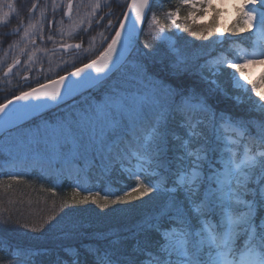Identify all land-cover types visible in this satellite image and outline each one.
I'll list each match as a JSON object with an SVG mask.
<instances>
[{
  "label": "snow or ice",
  "instance_id": "1",
  "mask_svg": "<svg viewBox=\"0 0 264 264\" xmlns=\"http://www.w3.org/2000/svg\"><path fill=\"white\" fill-rule=\"evenodd\" d=\"M153 2L155 0L126 2L128 11L123 14L118 27L113 28L109 19L107 27L113 28L114 35L95 59L75 67L69 76L61 75L58 79L22 91L15 96L18 103L13 104L9 99L7 103L0 104V114L11 118L18 109L40 106L32 101H51L59 106L65 102L66 96L74 99L73 93L83 90L80 92L82 100L74 103L62 118L61 134L85 147L99 144L119 148L124 144L126 153L143 161L134 168L122 169L135 183L122 192H105L104 206H107L109 196L114 197L112 204H129L153 192L167 196L160 212L141 227V231L158 234L160 239L154 245L145 242L140 247L138 242L134 249L136 255L126 261H121L112 250L90 249L92 264H264V123L253 137L248 134L247 124L241 118L225 112L218 114L210 100L219 89V83L203 75V65L195 71L181 67L184 59L178 56L173 74L187 78L198 75L212 85L199 92L195 86L187 90H170L167 96H178L179 103L175 100L169 103L167 97L159 96L155 85L147 79L145 64L135 63L132 68H125L124 52L139 54L135 48V37L140 32L137 25L144 22ZM181 4L192 11L184 17H181L179 9L170 11L168 23L173 26L182 18L195 20L198 12L215 11V0H181ZM8 7L13 8V5ZM72 8L69 3V14ZM238 13V24L228 37L221 34L220 42L236 44L238 42L232 41L231 36L253 28L264 41V0H242ZM7 15L0 16V20H6ZM151 21L160 25L155 15ZM163 27L160 25L161 33ZM202 35V32H193V36ZM208 36H212L211 29ZM80 47V44L75 45L77 49ZM145 47L149 46L145 44ZM143 55L148 56L149 53ZM223 63L234 70L231 73L234 87L259 96L260 99L252 103L264 110V103H261L264 95L256 90L257 85L253 84L249 90L241 83L247 79L244 69L249 64H264V44L255 46L243 60H225ZM208 72L215 77L221 69L210 67ZM95 91L103 97L99 102L93 96L84 95V92ZM9 104L13 107L9 108ZM170 122H176L184 129L187 138L170 130ZM246 135H249L250 143L245 145L243 156L238 159L237 148L233 145H239ZM170 137L172 141H179L173 146L178 154L173 160H165ZM251 144L255 145L254 154H251ZM173 163L175 168L170 167ZM161 168L163 173L158 171ZM149 176H160V179L153 181L147 178ZM168 184L171 187H167ZM80 191L89 194L76 203L86 205L91 199L93 204H98V199L91 196L93 189L80 188ZM181 195L183 199H179ZM244 196L250 199L246 202ZM53 220L55 217L45 222L49 229L58 226L63 217L55 223ZM44 227L42 224L32 231L43 230ZM66 228L75 231L78 226L72 221ZM0 254L5 260L36 264L35 257L40 253L28 246L2 244ZM75 264H81V261L77 259Z\"/></svg>",
  "mask_w": 264,
  "mask_h": 264
},
{
  "label": "trees",
  "instance_id": "2",
  "mask_svg": "<svg viewBox=\"0 0 264 264\" xmlns=\"http://www.w3.org/2000/svg\"><path fill=\"white\" fill-rule=\"evenodd\" d=\"M126 2L130 3V0H0V16L8 14L6 20H0V104L96 58L107 47L110 37L114 35L113 28L118 27L123 14L128 11ZM69 3L73 5L70 14ZM9 4L13 8H9ZM33 5L36 7L33 8ZM214 7L215 11L212 10L206 22L182 18L177 20V27L164 24L166 35L173 40L171 45L144 36L145 24L135 46L139 50L137 55L147 66L148 75L172 90H187L195 86L199 92L212 87L198 75L187 78L173 74L178 56L184 59L181 67L194 71L201 65L205 68L211 62H218L223 69L219 76V89L212 95L210 103L218 114L230 113L232 117L245 121L248 134L254 137L261 123H264V110L256 108L246 99L248 92L243 93L241 100L233 98L241 92L233 88L232 72L224 68L223 62L249 54L259 34L253 28L231 36L232 41L238 42L236 44L221 43L217 31L221 8ZM94 8L95 19L86 22L87 15ZM177 9L181 17L191 11L181 4V0H155L147 21L153 15L166 17L170 11ZM238 18L239 13L225 28L224 37L230 35L238 24ZM109 19L113 28L107 27ZM209 29L212 36H208ZM193 32H202L203 35L196 37ZM76 44L81 47L65 49ZM145 44L149 47L146 48ZM154 49L164 50L166 54L161 58L153 56L151 51ZM143 53L149 55L144 56ZM134 54L132 52L128 59ZM203 75L209 76V73L203 69ZM84 95L93 96L98 102L103 99L99 91L84 92ZM73 97L26 120L0 137V245L28 246L39 250L40 254L35 257L36 264H75L77 259L81 264H92L90 249L112 250L121 261H126L136 255L134 249L138 242L143 247L145 242L154 245L160 239L156 232L141 231V227L160 212L167 196L141 200L142 203L134 204L128 210L118 209L116 204H112V196H109L105 207L104 196L105 192H122L125 187L132 186L135 181L128 179L122 169L134 168L143 161L126 153L124 144L119 148L111 145L91 146L87 158L68 163L22 154L25 148L42 147L37 141L46 140L41 127L44 123L62 121L71 106L82 100L80 92ZM171 98L176 103L180 102L178 96ZM169 129L187 138L184 129L176 122H170ZM249 135L234 146L238 159L243 156L245 145L250 143ZM170 141L165 160H173L178 154L173 146L179 141H172L171 137ZM251 147V154H254L255 145L251 144ZM117 151L120 152L119 156ZM170 167L175 168V163ZM158 171L163 173V168ZM147 178L155 181L160 176ZM167 187H171V184ZM80 188L93 189L91 196L98 199V204H93L91 199L86 205L76 203L89 194L80 191ZM179 199H183L182 195ZM244 199L247 202L250 197L244 196ZM52 217L55 220L63 217V220L49 229L45 222ZM72 221L78 226L75 231L66 228ZM42 224L45 225L43 230L32 231V228L39 229ZM0 264L20 262L5 260L0 254Z\"/></svg>",
  "mask_w": 264,
  "mask_h": 264
},
{
  "label": "rangeland",
  "instance_id": "3",
  "mask_svg": "<svg viewBox=\"0 0 264 264\" xmlns=\"http://www.w3.org/2000/svg\"><path fill=\"white\" fill-rule=\"evenodd\" d=\"M241 3H242V0H215L214 6H218L221 8L219 24L217 26L219 37L221 36V34L224 35L225 28L235 19L238 13V8ZM95 10L96 8H94L87 15L86 22H91L92 20L95 19ZM211 15H212V10L198 12L197 17L193 21L206 22L210 19ZM157 18L160 21V25H163V26L164 24H167L169 26L172 25L168 23V14L166 15V17L162 16L160 18L159 17ZM160 25H157L156 23L152 22L151 17H150L148 21H146L144 36H147L148 38H153L157 42H165L168 45H171L173 43V40L166 35L164 28H163V32L161 33ZM161 35H163V39H160ZM261 44H264V41H262L259 36V38L254 43V46L252 47L249 54H251L255 46H259ZM72 47H75V46L72 45ZM72 47H66L65 49L71 50ZM151 52L153 56H156L158 58H161L166 54L164 50L162 51L159 49H154ZM244 57L245 55H243L240 59L243 60ZM135 63L143 64L142 59L137 54H134L131 57V59H127V64L125 68L130 69L133 67ZM210 67L213 69L217 67H219L221 70L223 69L218 65V62H211L209 66L204 68L207 73H209L208 68ZM224 68L229 69L225 65H224ZM230 70L231 72L234 71L233 69H230ZM244 74L247 77V79L242 80L241 83L246 85L247 89L249 90L252 88L253 84H256L257 85L256 90L260 92L262 95H264V64H260V63L255 64V65L249 64L244 69ZM219 76L220 74L215 77H212L209 73L208 77L209 79H216L218 81ZM130 79L131 77H129V80ZM147 79L152 84L155 85L159 96H161L162 98L167 97L168 102L169 103L172 102V98L167 96L168 92L172 90L169 86L160 83L154 77H151L149 75ZM218 83H220V79ZM232 84H233V77H232ZM133 87L135 88L137 87V85H133ZM233 88L241 92V94L236 95V97L239 100L243 99L244 92H248V96L246 97V99L250 100L251 102L260 99L259 96L254 95L251 91H246L244 88H237V87H234V85H233ZM261 103H264V101H261ZM60 129H61V121L59 120L52 124L44 123V125L41 127V130L44 133L46 140L37 139V141L41 143L42 147L34 146L33 148H25L22 154H26L27 157L42 158V159L49 160L51 162H62V163L73 162L79 158L81 159L87 158L88 157L87 153L90 150L91 145L86 146V147L77 145L70 138H66L64 135H62ZM233 138H235L234 134H233ZM98 145L99 144H96V146ZM234 146L235 145H233V147ZM139 163H143V162H139ZM145 167H146V164H145ZM164 196L166 195L164 194L157 195L155 192H153L147 196L142 197L139 200L132 201L129 204H116V207L118 209L128 210L134 204L138 205V203H142L141 200L148 201L150 198L152 199L153 197L154 199H157V197L163 198Z\"/></svg>",
  "mask_w": 264,
  "mask_h": 264
},
{
  "label": "water",
  "instance_id": "4",
  "mask_svg": "<svg viewBox=\"0 0 264 264\" xmlns=\"http://www.w3.org/2000/svg\"><path fill=\"white\" fill-rule=\"evenodd\" d=\"M149 12H147V15H146V19L149 15ZM146 19L144 20V22L140 23L137 25V28L140 29V32L146 22ZM127 23V22H126ZM140 32H139V35H140ZM138 35V36H139ZM138 36L135 37V45L137 43V40H138ZM132 51H125L124 52V57L127 59L128 56L131 54ZM95 59V58H94ZM89 63V62H88ZM83 66V65H82ZM81 67V66H80ZM75 70V69H74ZM73 70V71H74ZM72 72V71H71ZM71 72H68L66 74H64V76H69ZM59 77L57 78H54V79H58ZM51 80L47 81V82H50ZM39 86V85H37ZM35 86V87H37ZM34 88V87H33ZM82 90H77L76 92H74L73 94L77 93V92H80ZM68 98L67 96L65 97V99ZM11 100L13 101V104H16L18 103L17 101H15V97L11 98ZM7 103V102H5ZM32 103L34 104H37V105H40L39 107L35 108V109H28V110H17V113L16 114H13L11 116V118L9 117H4L3 114H0V137L5 134L7 131L15 128L16 126H18L19 124L23 123L24 121H26L27 119L33 117L34 115L40 113L41 111L45 110L46 108H48L50 105L54 104L53 102L51 101H48L47 103H43L42 101H32ZM4 104V103H3ZM13 104H9L8 107L11 108L13 107ZM17 116H19V118H17Z\"/></svg>",
  "mask_w": 264,
  "mask_h": 264
},
{
  "label": "bare ground",
  "instance_id": "5",
  "mask_svg": "<svg viewBox=\"0 0 264 264\" xmlns=\"http://www.w3.org/2000/svg\"><path fill=\"white\" fill-rule=\"evenodd\" d=\"M53 105V104H52ZM51 106V105H50Z\"/></svg>",
  "mask_w": 264,
  "mask_h": 264
}]
</instances>
